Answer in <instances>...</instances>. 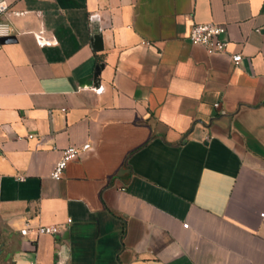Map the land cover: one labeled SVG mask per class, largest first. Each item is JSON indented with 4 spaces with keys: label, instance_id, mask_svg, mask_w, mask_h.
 Masks as SVG:
<instances>
[{
    "label": "crops",
    "instance_id": "0c3cea01",
    "mask_svg": "<svg viewBox=\"0 0 264 264\" xmlns=\"http://www.w3.org/2000/svg\"><path fill=\"white\" fill-rule=\"evenodd\" d=\"M0 4V264H264V0Z\"/></svg>",
    "mask_w": 264,
    "mask_h": 264
},
{
    "label": "built area",
    "instance_id": "2783aa9c",
    "mask_svg": "<svg viewBox=\"0 0 264 264\" xmlns=\"http://www.w3.org/2000/svg\"><path fill=\"white\" fill-rule=\"evenodd\" d=\"M6 9V5L0 4V14ZM226 32L225 26L216 22H203L195 24L188 35V39L193 44L203 45L210 54L227 52L229 50L230 41L224 38ZM12 34V26L9 21L0 20V37H8ZM40 43L45 45L49 42L41 39ZM241 53L232 54V60L238 64L242 60ZM100 89V88H99ZM31 136V135H30ZM91 147L89 142L83 145H69L63 149L62 157L54 167L51 176L60 179L72 159L79 156L82 151ZM187 226V224H185ZM38 234H55L59 231L56 224H41L36 227ZM30 264H43L40 260L35 259Z\"/></svg>",
    "mask_w": 264,
    "mask_h": 264
},
{
    "label": "water",
    "instance_id": "95a60500",
    "mask_svg": "<svg viewBox=\"0 0 264 264\" xmlns=\"http://www.w3.org/2000/svg\"><path fill=\"white\" fill-rule=\"evenodd\" d=\"M9 39H10V36H8V37H0V42H6ZM98 77H99V71L95 72L92 76L88 77L87 79H89V80H86L85 79L82 82V85H92V84L97 85V83H98ZM87 81H89V82H87Z\"/></svg>",
    "mask_w": 264,
    "mask_h": 264
}]
</instances>
